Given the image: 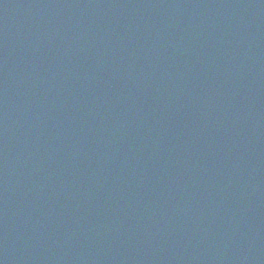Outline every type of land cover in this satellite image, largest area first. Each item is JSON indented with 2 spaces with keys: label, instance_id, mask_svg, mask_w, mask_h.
<instances>
[{
  "label": "water",
  "instance_id": "water-1",
  "mask_svg": "<svg viewBox=\"0 0 264 264\" xmlns=\"http://www.w3.org/2000/svg\"><path fill=\"white\" fill-rule=\"evenodd\" d=\"M0 264H264V0H0Z\"/></svg>",
  "mask_w": 264,
  "mask_h": 264
}]
</instances>
